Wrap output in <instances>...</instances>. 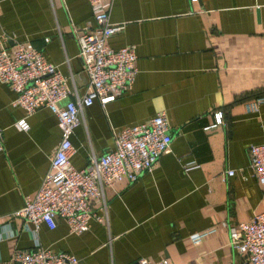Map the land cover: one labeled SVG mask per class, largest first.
Masks as SVG:
<instances>
[{"label": "crops", "instance_id": "obj_1", "mask_svg": "<svg viewBox=\"0 0 264 264\" xmlns=\"http://www.w3.org/2000/svg\"><path fill=\"white\" fill-rule=\"evenodd\" d=\"M107 17L121 29L106 44L133 45L137 72L112 101L80 109L69 163L85 167L113 148L114 129L160 111L169 151L133 182L101 188L90 201L101 221L90 219L79 234L61 219L52 229L41 224L40 245L77 264H246L230 248L228 230L264 208V187L251 176L247 153L264 139V101L255 112L245 109L264 90V0H111ZM91 25L86 0H0L4 46L41 50L65 78L70 100L86 86L73 30ZM14 96L0 83V264H17L12 253L32 247L31 225L11 213L32 197L60 140L47 108L25 115L11 106ZM217 111L221 123L213 126ZM21 118L25 131L14 127ZM226 169L234 173L221 181Z\"/></svg>", "mask_w": 264, "mask_h": 264}, {"label": "built area", "instance_id": "obj_2", "mask_svg": "<svg viewBox=\"0 0 264 264\" xmlns=\"http://www.w3.org/2000/svg\"><path fill=\"white\" fill-rule=\"evenodd\" d=\"M91 13L92 25L73 30L77 54L86 75L84 94L75 100L65 78L49 63L41 50L20 42L11 48L4 46L6 37L0 34V83L13 92L11 106L19 107L25 115L40 108H47L55 117L60 140L52 154L49 165L32 197H25L23 204L11 213L25 225L32 247L14 251L11 260L17 264H77V259L65 252L43 248L37 231L41 224L52 229L55 220L61 219L70 234H79L87 229L89 220L101 221L90 208V201L100 197L102 187L124 180L131 183L138 175L150 170L161 154L168 153L171 136L162 111L136 124L112 131L113 148L91 157L87 165L75 169L69 163L73 152L69 136L79 123L82 107L96 100L101 106L127 91L136 75L133 45L109 47L106 40L121 29L108 21L107 11L111 0H86ZM264 96L256 97L245 104L248 112H255ZM214 125L221 123V112L214 113ZM18 130L25 131L24 118L14 123ZM2 131L0 129V152ZM248 168L257 183L264 187V139L247 147ZM194 165H183L188 171ZM234 173L223 170L219 179L225 181ZM209 232L204 231L201 234ZM229 246L245 257L246 264H264V209L252 214L247 220L229 228ZM133 264H168L166 259L151 261L139 258Z\"/></svg>", "mask_w": 264, "mask_h": 264}, {"label": "trees", "instance_id": "obj_3", "mask_svg": "<svg viewBox=\"0 0 264 264\" xmlns=\"http://www.w3.org/2000/svg\"><path fill=\"white\" fill-rule=\"evenodd\" d=\"M263 94H264V90L263 91L256 92V93L253 94L251 100L255 99L256 97L263 96Z\"/></svg>", "mask_w": 264, "mask_h": 264}, {"label": "rangeland", "instance_id": "obj_4", "mask_svg": "<svg viewBox=\"0 0 264 264\" xmlns=\"http://www.w3.org/2000/svg\"><path fill=\"white\" fill-rule=\"evenodd\" d=\"M264 208H261L260 210H258L257 212H259V211H261V210H263Z\"/></svg>", "mask_w": 264, "mask_h": 264}]
</instances>
